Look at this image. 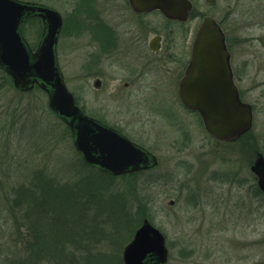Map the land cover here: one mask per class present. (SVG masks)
I'll return each mask as SVG.
<instances>
[{
  "label": "rangeland",
  "instance_id": "1",
  "mask_svg": "<svg viewBox=\"0 0 264 264\" xmlns=\"http://www.w3.org/2000/svg\"><path fill=\"white\" fill-rule=\"evenodd\" d=\"M23 1L53 5L60 11L66 8L65 0ZM196 4L199 14L211 10L230 30L244 76L243 100L253 106L250 136L234 143H217L197 114L180 109L178 115L168 113L166 119L180 120L178 130L149 129L141 135L144 144L140 145L157 157L158 166L111 182L79 163L82 158L71 133L49 108L47 95L38 88L16 90L0 70V264H28L32 260L33 239L13 203L16 190L39 170H47L59 181L89 178L94 182L93 200H107L99 210L97 224L86 221L82 210L67 201L62 230L87 243L86 248L78 249L79 264L86 254L92 256L86 264H124L123 250L139 228L132 232V227L139 219L140 226L145 218L165 236L167 264H264V197L255 192L250 170L257 152L264 155V0H217L212 9L205 0H196ZM41 31L37 20L23 25L24 37L32 48L38 44ZM58 53L67 82L79 98L78 50L62 43ZM85 100L89 108H95L94 95L86 94ZM106 181L111 184L102 196L95 189ZM87 184H80L78 194L72 193L70 199L86 196L90 191ZM114 198L124 206L125 215L110 207ZM140 203L148 204L142 217L138 214ZM122 217L129 218L128 229L123 227L126 220ZM91 232L98 239L91 237ZM64 255L70 258L68 252Z\"/></svg>",
  "mask_w": 264,
  "mask_h": 264
},
{
  "label": "water",
  "instance_id": "2",
  "mask_svg": "<svg viewBox=\"0 0 264 264\" xmlns=\"http://www.w3.org/2000/svg\"><path fill=\"white\" fill-rule=\"evenodd\" d=\"M213 4L215 0H205ZM138 9H160L167 17L185 20L191 8L187 0H133ZM40 18L43 32L34 50L22 25ZM59 12L37 2L0 0V70L20 92L38 87L49 108L70 129L73 146L83 162L112 177L147 171L158 159L146 148L86 116L76 104L61 73L56 45L62 28ZM180 93L185 106L197 111L208 134L219 142H236L250 132L253 107L242 103L233 81L229 51L216 21L203 18L195 39L190 66ZM251 172L264 194V155L258 153ZM165 236L145 218L123 250L124 264H167Z\"/></svg>",
  "mask_w": 264,
  "mask_h": 264
},
{
  "label": "flooded vegetation",
  "instance_id": "3",
  "mask_svg": "<svg viewBox=\"0 0 264 264\" xmlns=\"http://www.w3.org/2000/svg\"><path fill=\"white\" fill-rule=\"evenodd\" d=\"M65 1L66 8L62 11L44 4L59 12L62 18L56 51L64 82L86 116L117 131L132 143L144 144L141 135L149 129L163 132H170L171 128L178 130L180 120L168 122L166 119L168 113L178 115L180 109L197 114L203 122L197 111L185 106L180 89L190 66L198 29L206 16L216 21L224 35L233 81L241 102L249 104L243 100L244 76L236 61L227 24L211 10L199 14L196 0H187L191 8L185 20L167 17L158 8L138 9L134 7L133 0ZM216 2L206 3L212 9ZM227 14L226 10L225 21ZM33 19L41 24L42 35V20ZM62 43H65V48L78 50L82 81L79 98L69 86L60 63L58 49ZM86 94L94 95V109L89 108ZM151 116L157 119L150 120ZM253 176L255 188L261 191Z\"/></svg>",
  "mask_w": 264,
  "mask_h": 264
},
{
  "label": "trees",
  "instance_id": "4",
  "mask_svg": "<svg viewBox=\"0 0 264 264\" xmlns=\"http://www.w3.org/2000/svg\"><path fill=\"white\" fill-rule=\"evenodd\" d=\"M5 75L10 79L7 74ZM250 133L251 132H248L242 136L239 141L247 139L250 136ZM82 162L79 161L82 167L89 170H94L111 182L115 178H119L107 175ZM134 174L138 173H133L131 175ZM85 182L90 184V187L87 184V187L90 188V191L85 192L86 196L79 194L78 197H72L70 199L72 193L76 192L78 194L79 190H77V188L80 187V184H84ZM91 184H94V182L91 179L84 177H78L72 181H59V179L52 177L47 170H39L35 172L33 176H30V178L23 185H21L19 189L16 190L17 193L13 203V208L19 209V212L22 215V222L26 221L25 223L27 224V229L32 236L31 238L33 239L32 245L30 246L31 251L29 255V259L32 260H29L28 264H41L44 262H51L52 264H79L76 258L78 249L79 247L86 248L87 243L79 241V236L76 237L73 234L70 236L67 229L62 230V226H65L62 215L63 213L66 215L67 201H72L70 204L77 205V208L82 210L81 213H83L86 221L97 224V215L99 214V210L104 208V205L108 203L103 197L98 202L93 200L95 193L92 191L94 189ZM110 184L111 183L108 181L100 183L98 186L96 185L97 187L95 190L97 193H101L103 196V193ZM255 192L264 197V194L258 189H256ZM112 203L113 204L110 207L114 206L116 208V214L125 215L123 211L124 206H121V203L118 199H112ZM95 206L99 208H97L95 217H91L90 215L93 213ZM147 206V203L139 204L138 207L140 209L138 210V214L140 217L146 215ZM127 215L129 214L127 213ZM122 219L126 220V223L123 227L128 229L130 227V224H128L129 218L122 217ZM74 221L75 220H72L71 223H74ZM137 222L139 225L140 219L139 221L137 220ZM138 225L132 227V232H134L136 228L139 227ZM67 228L75 232L72 229V226H68ZM46 230L47 232H45ZM91 234V237L98 239L97 236L94 235L95 233L91 232ZM88 240L90 241L91 239ZM74 247H77V251H75ZM66 252L69 253L70 258H65L64 254ZM90 257L92 256L89 254L84 255L80 264L90 263L88 261ZM102 258H104V256H102L101 259Z\"/></svg>",
  "mask_w": 264,
  "mask_h": 264
}]
</instances>
